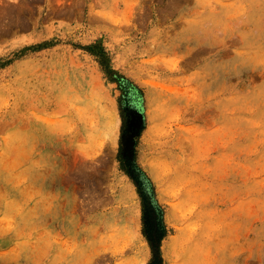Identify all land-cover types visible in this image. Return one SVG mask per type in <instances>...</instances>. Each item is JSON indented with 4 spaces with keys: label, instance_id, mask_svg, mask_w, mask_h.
Here are the masks:
<instances>
[{
    "label": "rangeland",
    "instance_id": "rangeland-1",
    "mask_svg": "<svg viewBox=\"0 0 264 264\" xmlns=\"http://www.w3.org/2000/svg\"><path fill=\"white\" fill-rule=\"evenodd\" d=\"M154 201L162 264H264V0H0V264H150Z\"/></svg>",
    "mask_w": 264,
    "mask_h": 264
},
{
    "label": "trees",
    "instance_id": "trees-1",
    "mask_svg": "<svg viewBox=\"0 0 264 264\" xmlns=\"http://www.w3.org/2000/svg\"><path fill=\"white\" fill-rule=\"evenodd\" d=\"M88 50L94 52L92 47H87ZM100 54L103 59L107 58V53L102 46H99ZM105 71L109 74V78L117 83V88L119 94L117 96V103L119 108V113L122 119V131L125 130L126 121L129 117L127 113L128 110H132L135 103H140L139 101L143 96V89L132 79L128 78L122 73L115 71L113 68L106 64ZM129 160L132 169L137 171L140 176V180L145 179L151 188V194H154V187L151 181L147 177L145 171L140 167V165L135 160V154L133 152V160ZM121 166H123L121 164ZM125 169V167H123ZM142 196V195H141ZM143 200L144 197L142 196ZM142 231L147 237L150 247L156 249L154 257L151 259L150 264H162V259L159 255V245L161 238L166 234L167 228L163 221V209L161 205L154 201L151 205H143L142 207Z\"/></svg>",
    "mask_w": 264,
    "mask_h": 264
}]
</instances>
